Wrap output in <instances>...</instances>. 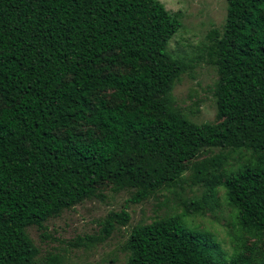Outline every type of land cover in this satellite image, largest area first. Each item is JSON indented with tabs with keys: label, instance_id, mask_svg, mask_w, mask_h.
Wrapping results in <instances>:
<instances>
[{
	"label": "trees",
	"instance_id": "trees-1",
	"mask_svg": "<svg viewBox=\"0 0 264 264\" xmlns=\"http://www.w3.org/2000/svg\"><path fill=\"white\" fill-rule=\"evenodd\" d=\"M223 31L209 35L217 67L218 123L197 124L174 107L189 65L168 52L182 27L159 0H0V264H37L27 233L97 196L132 190L94 248L131 220L129 204L178 187L187 171L217 188L235 211V250L186 224L191 213L132 228L128 264H264V0H227ZM250 152L225 172L228 156ZM202 209L201 204H197ZM48 264H62L50 255Z\"/></svg>",
	"mask_w": 264,
	"mask_h": 264
},
{
	"label": "rangeland",
	"instance_id": "rangeland-1",
	"mask_svg": "<svg viewBox=\"0 0 264 264\" xmlns=\"http://www.w3.org/2000/svg\"><path fill=\"white\" fill-rule=\"evenodd\" d=\"M159 1L171 15H180L182 22L181 29L169 43L168 52L189 65L174 86V107L197 124L218 123L214 91L219 74L208 57V46L212 30H224L227 0ZM217 154L228 156L225 172L247 163L250 156L246 151L211 148L202 150L199 160ZM225 193L224 187H218L211 201L204 206L206 187L194 184L192 171H187L178 187L162 190L140 204H129L130 222L125 227L117 226L106 242L91 249L74 247L71 243L79 237L98 234L106 216L126 208L127 200L133 194L132 190L116 193L110 184H103L94 198L48 220L45 236L35 226L28 228L27 233L39 249L37 264H48L50 255H59L62 264H128L130 253L125 250V243L133 227L170 215H182L188 205L191 213L185 218L186 224L214 238L231 256L237 229L235 211L229 206ZM197 204L203 208L199 209Z\"/></svg>",
	"mask_w": 264,
	"mask_h": 264
}]
</instances>
